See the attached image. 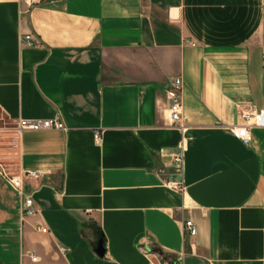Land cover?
I'll use <instances>...</instances> for the list:
<instances>
[{
    "label": "crops",
    "instance_id": "1",
    "mask_svg": "<svg viewBox=\"0 0 264 264\" xmlns=\"http://www.w3.org/2000/svg\"><path fill=\"white\" fill-rule=\"evenodd\" d=\"M241 111H264V0H0V264H264V128L237 139Z\"/></svg>",
    "mask_w": 264,
    "mask_h": 264
},
{
    "label": "built area",
    "instance_id": "2",
    "mask_svg": "<svg viewBox=\"0 0 264 264\" xmlns=\"http://www.w3.org/2000/svg\"><path fill=\"white\" fill-rule=\"evenodd\" d=\"M22 42L28 46L39 45V41L34 38L32 35H25L22 37ZM183 81L180 78H175L170 81L169 87L166 91V98L169 103L170 117L173 126L177 127L182 133H185L187 128L183 124V114H184V100H183ZM241 117L246 122V125L241 127H232V134L239 140H242L244 143L249 144L251 142L250 130L254 128H264V111H241ZM0 122V130L1 128ZM65 126L63 122L59 119L56 120H40V121H20L17 130H28V131H43V130H64ZM95 139L97 142H101L102 134L101 132L95 133ZM174 165L180 171L183 170L184 166V154L174 158ZM1 168V167H0ZM3 174L12 184V186L20 193L24 198V204L22 208V218L30 217L36 214V209L34 207V201L32 197L27 196L23 191L22 180L18 177L7 176L4 172ZM26 177L39 178L40 175L37 172H30L26 174ZM166 186L169 188L183 193L185 191L183 181H166ZM186 234L191 237L197 235L198 231L196 226L192 221H186L184 225ZM43 233H47V229H40ZM67 249L61 248V252H66ZM34 262L37 261V258L32 259Z\"/></svg>",
    "mask_w": 264,
    "mask_h": 264
},
{
    "label": "water",
    "instance_id": "3",
    "mask_svg": "<svg viewBox=\"0 0 264 264\" xmlns=\"http://www.w3.org/2000/svg\"><path fill=\"white\" fill-rule=\"evenodd\" d=\"M99 255H100L101 257L104 256V248H103V246L100 247Z\"/></svg>",
    "mask_w": 264,
    "mask_h": 264
},
{
    "label": "rangeland",
    "instance_id": "4",
    "mask_svg": "<svg viewBox=\"0 0 264 264\" xmlns=\"http://www.w3.org/2000/svg\"><path fill=\"white\" fill-rule=\"evenodd\" d=\"M0 122H1V124H2V119L0 118Z\"/></svg>",
    "mask_w": 264,
    "mask_h": 264
}]
</instances>
